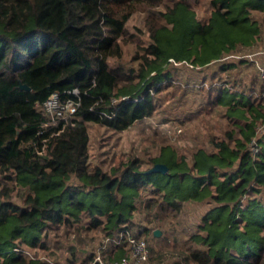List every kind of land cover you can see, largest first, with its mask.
<instances>
[{"label":"trees","instance_id":"16d2710c","mask_svg":"<svg viewBox=\"0 0 264 264\" xmlns=\"http://www.w3.org/2000/svg\"><path fill=\"white\" fill-rule=\"evenodd\" d=\"M154 1L0 0V173L25 190L21 203L10 190L0 192V264H51L29 252L46 248L43 238L61 225L81 220L86 230L117 237L131 230L139 206L141 218L157 229L164 226L161 212L186 202L207 208L201 232L190 237L200 245L191 250L193 260L264 264V135L258 133L264 80L256 66L264 0H208L204 19L191 0L164 2L135 64L124 68L118 60L126 22ZM172 62L202 75L199 82L174 80L183 89L179 95L207 89L208 102L225 108L233 128L220 139L210 137L212 149L195 146L189 158L165 142L147 168L137 156L107 169L89 168L87 123L122 131L151 116L156 95L173 85ZM211 67L218 71L208 74ZM53 92L80 104L58 126H44L48 115L37 103ZM157 162L167 171L147 172ZM140 239L149 250L142 264L151 250ZM110 244L107 260L128 252L125 243Z\"/></svg>","mask_w":264,"mask_h":264},{"label":"rangeland","instance_id":"374dc122","mask_svg":"<svg viewBox=\"0 0 264 264\" xmlns=\"http://www.w3.org/2000/svg\"><path fill=\"white\" fill-rule=\"evenodd\" d=\"M154 2L148 7L137 9L126 22L125 33L121 39L122 55L118 60L124 68L135 64V56L141 53L140 46L148 42V24L161 19L159 11L164 8V2L169 0ZM191 5L199 19L208 15V0H191ZM253 15L262 19V13L255 12ZM258 41L256 48L262 53L256 61V66L257 63H264V28ZM168 68L173 76V85L156 95V111L151 116L135 121L122 131H112L98 124L87 123L89 168L99 165L107 169L129 156H137L140 167L147 168L150 166L149 158L156 154L159 145L165 142L172 144L179 152H185L189 158L195 146L203 145L212 149L210 137L220 139L225 136L226 130L233 128L232 119L225 115V108L208 102L210 94L207 89L188 90L184 97L179 95L183 89L174 86V80L185 83L190 77L192 81L199 82L202 75L197 70L174 62ZM212 68L218 71V68L211 67L207 70L208 74L212 72ZM248 70H254L253 66ZM211 79V82L217 80L214 77ZM206 86L208 87V84L204 87ZM213 94L214 91L211 95ZM262 101L264 102V98ZM261 111L264 113V110ZM258 128V133L264 135V123L258 124ZM4 189L10 190V197L14 202L23 201L25 190L0 173V192ZM261 199L264 201L263 195ZM140 208L143 211L142 205ZM206 209L205 204L194 202H186L177 211L165 209L159 216L164 221V226L157 228L160 230L158 236L153 235L155 229H152V223L141 218L144 212L141 211L140 217L131 224L129 231L145 238L150 246V258L142 264H199L190 254L193 248L200 245L190 237L192 233L201 232L199 224L202 223V214ZM155 212L158 211L153 209L150 220L156 217L153 215ZM80 222L77 225H61L50 230L48 236L43 238L46 248L32 249L29 254L40 256L51 264H94L96 255L103 257L106 253L110 254V243H116L114 239L104 236L101 228L86 230L85 223L81 220ZM145 231L147 233L144 234Z\"/></svg>","mask_w":264,"mask_h":264},{"label":"built area","instance_id":"2783aa9c","mask_svg":"<svg viewBox=\"0 0 264 264\" xmlns=\"http://www.w3.org/2000/svg\"><path fill=\"white\" fill-rule=\"evenodd\" d=\"M257 68L259 76L264 80V63H257ZM74 94H78L77 89H73ZM79 100L66 98L64 101L61 100L58 93L53 92L45 100L37 103L38 108L42 109L48 118L44 122V126H58L63 120H67L78 108ZM62 129V127L60 128ZM52 131V134H57L59 130ZM251 150L255 153L258 150V146L253 140L251 142ZM114 239L116 244L125 243L128 252L118 259L107 260L101 257L99 254L96 255L94 264H140L142 261L146 260L149 254L148 247L144 240L137 238L129 230H122L117 237H111ZM109 240V238H107Z\"/></svg>","mask_w":264,"mask_h":264},{"label":"water","instance_id":"95a60500","mask_svg":"<svg viewBox=\"0 0 264 264\" xmlns=\"http://www.w3.org/2000/svg\"><path fill=\"white\" fill-rule=\"evenodd\" d=\"M19 88L20 89H25V90H29L30 89V87L27 84H25V83H19ZM167 169L168 168H167L165 163L157 162L151 168H149L147 170V172H162V173H164V172L167 171ZM153 233H154V235L158 236L160 234V230L155 229Z\"/></svg>","mask_w":264,"mask_h":264}]
</instances>
